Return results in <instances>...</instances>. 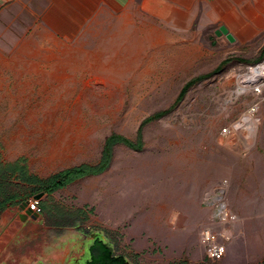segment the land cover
I'll return each instance as SVG.
<instances>
[{"label":"rangeland","instance_id":"obj_1","mask_svg":"<svg viewBox=\"0 0 264 264\" xmlns=\"http://www.w3.org/2000/svg\"><path fill=\"white\" fill-rule=\"evenodd\" d=\"M141 3L125 0L124 9L84 14L68 9L65 19L76 21L70 31L49 23L55 5L43 19L49 0H31L28 17L27 9L23 16L21 8L9 12L0 32V202L12 196L18 212L34 198L35 185L2 177L9 164L20 162L42 181L96 166L108 137L135 142L143 120L170 108L189 80L231 57L169 115L143 128V150L116 145L106 172L45 194L37 241L46 247L36 250L45 264L79 263L85 244L75 238L77 229L86 245L106 238L130 264H264V102L253 133L221 134L251 105L250 95L231 92L234 77L264 50V31H232V40L219 24L197 20L174 30ZM222 181L238 215L231 225L215 221L204 204ZM165 193L173 203L167 210ZM11 229L18 233L14 222ZM205 229L231 234L217 262L201 243Z\"/></svg>","mask_w":264,"mask_h":264},{"label":"crops","instance_id":"obj_2","mask_svg":"<svg viewBox=\"0 0 264 264\" xmlns=\"http://www.w3.org/2000/svg\"><path fill=\"white\" fill-rule=\"evenodd\" d=\"M50 7L43 6L44 16L51 12L55 5L56 12H54L49 18L51 25L59 28H65L70 31L72 26L75 25L71 18L65 19L67 16H71L69 10H75L77 13H83V10H97L98 12L104 10H118L124 9L125 0H49ZM64 1L66 5L61 6V2ZM141 6L145 9H149L153 16L161 17L165 21V24L171 26L172 29L184 30L186 23L193 21H199L201 26L205 25H217L220 26V31L225 33L229 39H231L232 31H248V33L264 31V0H141ZM59 2V3H57ZM31 0H0V32L5 23L9 24V12H15L21 8V15L23 16V9H27V17L29 16V6ZM42 3V2H41ZM57 4V6H56ZM96 11V13H97ZM19 13V12H18ZM95 13V14H96ZM73 14V13H72ZM76 20V19H75ZM196 21V22H197ZM8 29V28H7ZM6 29V30H7ZM243 35V34H242ZM241 35V36H242ZM233 40V37H232ZM166 194V193H165ZM168 199H165V209L170 208L173 205L169 199V194H166ZM13 203L8 205L7 208L0 211V264H45V261L41 259V256L45 257V254H41L36 250L46 245L38 242V219L33 220L31 218L24 221L22 227L18 229V233L13 235L10 241L2 239L3 235L8 232L9 226L16 220V217L22 216L25 212L21 209L18 212L12 207ZM35 214V213H34ZM54 229L53 227H50ZM75 238L80 240L83 247L84 256L79 263L73 264H88L93 259V246L97 239H93L89 245H86L85 239L88 238L82 232L77 229L73 230ZM101 239L108 243L106 238L100 236ZM36 242L33 246V250L29 246L31 242ZM74 241V240H73ZM51 244L49 246H52ZM68 245L75 244L71 239L68 241ZM109 245V243H108ZM82 249V248H81ZM256 253L261 252V248L257 249ZM264 250V249H263ZM52 252L50 256L53 257ZM46 258V257H45ZM64 261V260H61ZM49 264H61L62 262H49Z\"/></svg>","mask_w":264,"mask_h":264},{"label":"trees","instance_id":"obj_3","mask_svg":"<svg viewBox=\"0 0 264 264\" xmlns=\"http://www.w3.org/2000/svg\"><path fill=\"white\" fill-rule=\"evenodd\" d=\"M263 57H264V50L262 51L260 57L256 61L252 62L251 64L261 61ZM233 60L234 58H231V57L226 58L220 63V65L213 72L206 74V75L198 76V77H195L189 80L182 87L178 97L176 98L174 104L170 108L164 111L158 112L142 121L138 129L137 140L135 142L119 134H112L110 137H108L105 142L102 160L98 165L96 166L83 165L79 167L70 168V169L61 171L57 174H54L51 177L42 181V180H38L34 176H31L29 172L27 171V169L25 167H22L20 165V162H17L14 164L13 163L9 164L7 166V169L1 172L2 177H5V174L8 173L9 178H12V177L19 178L22 181L24 180L25 182H28L33 187L35 185L36 188L33 191L34 192L33 196H35L39 193H45V194L51 195L57 192L58 190L63 189L68 184L75 182L78 179L85 178V177H93V176H98V175L103 174L110 168L112 155H113V149L116 145H124L135 151L143 150V147H144L143 135H142L143 128L147 124L169 115L184 100L188 91L193 86H195L196 84H198L199 82L205 79L212 77L215 74H218L224 69L226 65H228ZM12 203H14L12 196L5 197L0 202V211L4 210L5 208H7L8 205ZM92 252L94 256H93V259L88 264H130L124 256H120V255L116 256L115 253L113 252L112 247L108 245V243L104 242L101 239V237H98L95 240Z\"/></svg>","mask_w":264,"mask_h":264},{"label":"built area","instance_id":"obj_4","mask_svg":"<svg viewBox=\"0 0 264 264\" xmlns=\"http://www.w3.org/2000/svg\"><path fill=\"white\" fill-rule=\"evenodd\" d=\"M234 78L235 85L231 95L238 98L250 95L252 102L238 122L221 130V134L225 138H229L239 130L253 133L261 122L259 111L264 102V57L257 63L246 65L244 71ZM227 189V181H222L212 192L206 195L204 202L206 207L213 211V219L223 225H231L238 221V215L232 211L226 200ZM28 209L39 216L44 213L40 201L34 198L28 201ZM230 240L231 234L229 232H214L205 229L201 233V243L206 248L208 258L213 262L224 258L226 255L225 243Z\"/></svg>","mask_w":264,"mask_h":264},{"label":"water","instance_id":"obj_5","mask_svg":"<svg viewBox=\"0 0 264 264\" xmlns=\"http://www.w3.org/2000/svg\"><path fill=\"white\" fill-rule=\"evenodd\" d=\"M44 195H45V193H39V194L34 196V199L40 200ZM20 207L25 212V214H22V216L16 217V220L14 221V227L17 230L22 227L24 221H26L27 219L31 218L33 220H36L39 218V216L37 214H34L31 210L28 209V202H24ZM14 232H15V230H13V229L9 230L8 229V232H6L3 235L2 239H4L5 241H10Z\"/></svg>","mask_w":264,"mask_h":264},{"label":"flooded vegetation","instance_id":"obj_6","mask_svg":"<svg viewBox=\"0 0 264 264\" xmlns=\"http://www.w3.org/2000/svg\"><path fill=\"white\" fill-rule=\"evenodd\" d=\"M116 256H118V255H116Z\"/></svg>","mask_w":264,"mask_h":264},{"label":"bare ground","instance_id":"obj_7","mask_svg":"<svg viewBox=\"0 0 264 264\" xmlns=\"http://www.w3.org/2000/svg\"><path fill=\"white\" fill-rule=\"evenodd\" d=\"M194 55V54H193Z\"/></svg>","mask_w":264,"mask_h":264}]
</instances>
